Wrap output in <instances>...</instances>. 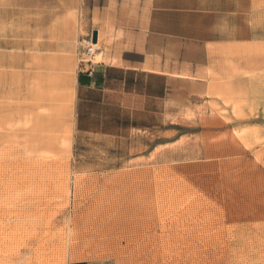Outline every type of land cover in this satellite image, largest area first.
<instances>
[{
	"label": "rangeland",
	"instance_id": "374dc122",
	"mask_svg": "<svg viewBox=\"0 0 264 264\" xmlns=\"http://www.w3.org/2000/svg\"><path fill=\"white\" fill-rule=\"evenodd\" d=\"M86 5L0 0V264H264V0H199L152 115L77 107Z\"/></svg>",
	"mask_w": 264,
	"mask_h": 264
},
{
	"label": "crops",
	"instance_id": "0c3cea01",
	"mask_svg": "<svg viewBox=\"0 0 264 264\" xmlns=\"http://www.w3.org/2000/svg\"><path fill=\"white\" fill-rule=\"evenodd\" d=\"M198 6L199 0H87L91 32L100 33L102 44L99 61L75 67L77 107L120 102L118 109L141 114L145 98L152 115L153 101L157 110L160 100L159 78L168 84L165 74L174 73L178 56H195L182 46H199L207 37L190 20L200 12ZM149 78L154 86L144 92L143 81Z\"/></svg>",
	"mask_w": 264,
	"mask_h": 264
},
{
	"label": "bare ground",
	"instance_id": "6f19581e",
	"mask_svg": "<svg viewBox=\"0 0 264 264\" xmlns=\"http://www.w3.org/2000/svg\"><path fill=\"white\" fill-rule=\"evenodd\" d=\"M71 248V264H80L83 254L85 253L84 247H80L77 243H74Z\"/></svg>",
	"mask_w": 264,
	"mask_h": 264
},
{
	"label": "built area",
	"instance_id": "2783aa9c",
	"mask_svg": "<svg viewBox=\"0 0 264 264\" xmlns=\"http://www.w3.org/2000/svg\"><path fill=\"white\" fill-rule=\"evenodd\" d=\"M93 53H94V48H93V42H92V37H91L90 40L88 41L86 54L92 55ZM84 264H88V263H84Z\"/></svg>",
	"mask_w": 264,
	"mask_h": 264
},
{
	"label": "water",
	"instance_id": "95a60500",
	"mask_svg": "<svg viewBox=\"0 0 264 264\" xmlns=\"http://www.w3.org/2000/svg\"><path fill=\"white\" fill-rule=\"evenodd\" d=\"M97 41H98V33L95 30V31H93L92 42L97 43Z\"/></svg>",
	"mask_w": 264,
	"mask_h": 264
}]
</instances>
